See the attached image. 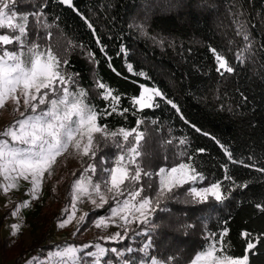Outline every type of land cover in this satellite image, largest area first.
Returning a JSON list of instances; mask_svg holds the SVG:
<instances>
[{
	"label": "trees",
	"instance_id": "1",
	"mask_svg": "<svg viewBox=\"0 0 264 264\" xmlns=\"http://www.w3.org/2000/svg\"><path fill=\"white\" fill-rule=\"evenodd\" d=\"M26 1L29 10L44 6L39 24L34 17L29 19L28 43H38L41 50L51 48L64 71L87 90L88 102L98 109L111 112V98H102L104 90L98 88L97 80L119 95L118 111L128 109L103 122L112 128H132L141 120L140 130H149L160 139L154 147L152 143L147 149L142 147L141 164L147 171L156 172L160 165L192 163L206 177L194 186L221 181L227 198L222 203L213 198L194 203L175 191L161 201L166 209L155 212L151 224L131 226L148 235L130 230L128 238L119 242L89 237L88 225L77 228L70 240L46 245L42 244L49 242L47 238L35 240L28 248L12 247L4 239L0 241L4 262L43 260L48 251L65 245L99 243L106 248L139 249L150 238L152 255L169 258L170 264H186L205 236L227 229L225 240L232 241L237 255L243 253L242 232L259 238V242L253 239L256 249L254 255L249 253L250 262L264 264V171H256L264 167V0H72V7L58 0ZM211 49L223 55L233 72L221 75L217 71ZM141 85L161 90L165 99L155 98L158 107L137 111L139 107L132 106L129 97H138ZM224 148L250 167L233 164ZM225 165L232 179H223ZM148 181V177L141 181L146 190L153 182ZM110 206L115 203L110 201L88 213L85 220L108 215ZM133 255L140 256L139 252ZM109 258L119 264L110 253L105 259ZM125 258L130 257L126 254ZM86 260L91 264L90 257Z\"/></svg>",
	"mask_w": 264,
	"mask_h": 264
},
{
	"label": "snow or ice",
	"instance_id": "2",
	"mask_svg": "<svg viewBox=\"0 0 264 264\" xmlns=\"http://www.w3.org/2000/svg\"><path fill=\"white\" fill-rule=\"evenodd\" d=\"M58 2L73 6L72 0ZM15 5L16 0H0V110L11 102L14 106L13 112L18 114V118L0 131V178L5 181L0 188L5 194L17 189L19 180L23 179L31 184L32 199H37L45 174L50 177L57 158L69 153L71 149L72 154L80 158L83 172L71 185L73 211L69 217L58 223L60 228L66 227L75 217L76 202L82 198H87L96 208H103L110 200L115 203V206L109 207L108 215L95 220V227L98 229H107L110 225L121 229L102 238L110 242L127 239L130 230L135 235H148L147 232L137 231L131 226L151 224V218L159 208L161 200L170 198L169 194L184 185H190L186 190L187 196L196 203H206L209 197L222 203L227 198L221 181H212L206 187L191 186L206 179L192 163L179 162L168 167L160 166L155 173L147 171L141 164V142L145 138L144 131L140 130L142 121L137 120L136 126L132 128H112L103 122L113 113L123 115L128 111L127 108L118 111L119 95H113V89L97 80L98 88L104 90L102 98L106 101L111 98V112L108 108L100 110L89 103L87 90L80 87L73 76L64 71L61 60L51 48L41 50L38 43H28L30 15L39 24L44 6L29 14L18 12ZM88 26L92 27L91 24ZM138 27L143 35H147L143 26ZM4 29L8 32L2 31ZM244 38L247 40L248 36L245 34ZM99 43L97 39V44ZM8 45L15 47L9 48ZM100 50L104 51L103 47ZM121 51L125 50L122 48ZM211 51L217 63V71L221 75L224 72H233L222 54L215 49ZM63 63L66 65L67 61ZM128 70L132 71L130 64ZM139 75L145 74L141 72ZM140 87L142 90L138 97H129L133 107L139 106L137 111L158 107L154 103L156 97L165 99L158 88L144 85ZM167 102L179 111L175 103L171 100ZM109 143L118 151L113 156L101 157L100 177L94 182L92 176L97 173L96 156L103 150L102 146ZM224 152L233 164L240 163L244 167H250L243 161L233 159L227 148H224ZM256 171H264V167L256 168ZM224 172V180L232 179L228 175L227 165L224 166ZM153 175L158 177V184L155 188L152 183L147 185V190L154 192V195H150L141 181L143 177ZM29 205V201L23 202L11 215L18 216L20 209ZM84 219V216L80 217L81 221ZM21 227L20 224H13L11 234L18 235ZM155 227L157 226L152 225L153 229ZM240 235L242 255L236 254V246L231 240H225L228 230L224 229L220 233H209L205 236L204 242L192 249L186 264H251L249 253L254 255L253 250L256 249L253 239L259 242V238L251 237L248 232ZM90 248L94 251L85 253ZM152 248L150 238L139 249L132 246L124 249L106 248L99 243L65 245L49 251L43 260L34 257L33 261L36 264H88L86 257H90L91 264H113L112 259H105L110 253L119 264H170L169 258L152 255ZM137 252L140 254L138 259L133 255ZM81 253H85V256H81ZM126 254L130 258L126 259ZM33 261L28 264H33Z\"/></svg>",
	"mask_w": 264,
	"mask_h": 264
},
{
	"label": "rangeland",
	"instance_id": "3",
	"mask_svg": "<svg viewBox=\"0 0 264 264\" xmlns=\"http://www.w3.org/2000/svg\"><path fill=\"white\" fill-rule=\"evenodd\" d=\"M27 3L28 1L26 0H16V10L18 12H26L29 14L36 12L33 9L29 10L30 8H28ZM30 17L32 16L30 15ZM13 107V104L9 102L4 109L0 110V131H3L7 125L18 118V114L13 112ZM21 111H23L22 106ZM159 142L160 139L148 130V132L145 133V138L141 144L143 149H147L148 144L152 143V147H154L153 145H158ZM102 149L103 150L97 154L98 156H96L95 160V163L97 164V173L95 176H92L94 182L98 181L100 177L101 157L106 155L113 156L118 151L110 143L107 146H102ZM84 159L87 160V158ZM82 172L83 166L80 158L74 156L72 154V150L70 149L69 153L57 158V162L52 169L53 174L50 177L45 174V178L43 179L41 188L37 194V199H32L30 194L31 184L27 181H24L23 179L19 180V187L17 189H12L6 194L3 192L2 188H0V219H3L2 225L0 223V241L6 239L9 241L12 247L14 245L21 244L22 247L28 248L35 240L37 241L41 238H47L49 242L42 244L46 245L48 243L50 244L59 241L70 240L77 231V228L80 230V228L82 229L87 225L89 227L87 229V234L91 238H103L105 236H111L114 234L115 231L118 230V227L114 225H110L107 229H98L95 227V220L101 217L94 219L92 215V222H87V220H85L88 213L99 209L92 205V203L87 198H82V200L76 202L75 217L71 220V222L64 228L58 227V223L61 220L66 219L72 214V198L70 195L71 185L81 176ZM151 172L155 173L154 171ZM73 173H75V175H73ZM88 175L92 174L88 173ZM154 179L156 182H154ZM148 180H153V188H155L158 184V177L155 175L148 177ZM3 183H5V181L0 178V185ZM191 186H194V184ZM189 187L190 185H184L183 188L175 189L174 192L179 191L182 197L194 202L190 197L187 196L186 190ZM151 195H154V192L151 193ZM210 198L211 197H209V199ZM164 200L165 199H162L161 201ZM25 201L30 202L29 207L21 208L18 216H12L11 213L17 209L18 205ZM65 209H67V211H65ZM165 209V207H161L160 203L156 212L165 211ZM81 216L85 217L83 221L80 220ZM52 218L54 219L52 220ZM13 224L22 225L19 234L16 236L11 234V226ZM26 261L27 260H25V262ZM25 262H23V264ZM0 264H8L4 262L1 251Z\"/></svg>",
	"mask_w": 264,
	"mask_h": 264
}]
</instances>
